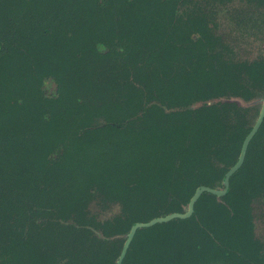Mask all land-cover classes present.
Segmentation results:
<instances>
[{
  "label": "trees",
  "instance_id": "trees-1",
  "mask_svg": "<svg viewBox=\"0 0 264 264\" xmlns=\"http://www.w3.org/2000/svg\"><path fill=\"white\" fill-rule=\"evenodd\" d=\"M220 14L264 39V0H0V264H114L223 189L264 53ZM121 264H264V119Z\"/></svg>",
  "mask_w": 264,
  "mask_h": 264
},
{
  "label": "water",
  "instance_id": "water-1",
  "mask_svg": "<svg viewBox=\"0 0 264 264\" xmlns=\"http://www.w3.org/2000/svg\"><path fill=\"white\" fill-rule=\"evenodd\" d=\"M259 101L261 103V107H260L258 116H257L250 132L245 137V139L241 145V149H240V153H239L237 161L235 162V164L233 166H231L229 168V170L224 175L223 189H216V188H209L206 186H200L195 190V192L193 193V195L189 199L188 204H187V208L183 213L174 212V213L167 214L165 216L153 218V219L149 220L148 222H139V223H136L133 226H131L129 232L126 235V238H125L124 244L122 246L121 252H120V254H119V256H118V258L114 264H121L122 263V260L125 257L126 251L129 247V244H130L131 240L133 239L135 232L138 229L144 228V227H149V226H152V225L157 224V223L167 222V221H170L172 219L188 218L192 215L194 204L197 201V199L201 196L202 193L206 192V193H211L214 195H223L228 191L229 179L241 167V165L244 161V158H245V154H246L248 144H249L250 140L253 138V136L255 135V133L257 132V130L259 129V127H260V125L264 119V97L261 98Z\"/></svg>",
  "mask_w": 264,
  "mask_h": 264
},
{
  "label": "rangeland",
  "instance_id": "rangeland-1",
  "mask_svg": "<svg viewBox=\"0 0 264 264\" xmlns=\"http://www.w3.org/2000/svg\"><path fill=\"white\" fill-rule=\"evenodd\" d=\"M219 16L221 19L222 15L220 14ZM222 28L225 32L228 31L231 33L241 57L248 58L260 51L264 53V39L256 37L249 26L246 28V26L242 24L241 27H238L234 24V20H222Z\"/></svg>",
  "mask_w": 264,
  "mask_h": 264
}]
</instances>
